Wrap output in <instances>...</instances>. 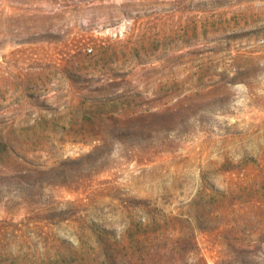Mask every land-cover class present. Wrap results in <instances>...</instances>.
Instances as JSON below:
<instances>
[{"label":"rangeland","instance_id":"374dc122","mask_svg":"<svg viewBox=\"0 0 264 264\" xmlns=\"http://www.w3.org/2000/svg\"><path fill=\"white\" fill-rule=\"evenodd\" d=\"M0 264H264V0H0Z\"/></svg>","mask_w":264,"mask_h":264}]
</instances>
